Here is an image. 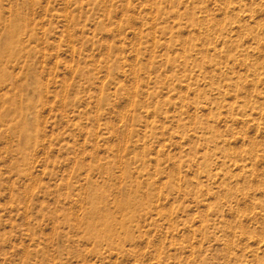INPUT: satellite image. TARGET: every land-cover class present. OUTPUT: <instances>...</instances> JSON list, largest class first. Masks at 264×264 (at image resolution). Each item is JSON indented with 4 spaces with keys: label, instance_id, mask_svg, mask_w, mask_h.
Segmentation results:
<instances>
[{
    "label": "rangeland",
    "instance_id": "1",
    "mask_svg": "<svg viewBox=\"0 0 264 264\" xmlns=\"http://www.w3.org/2000/svg\"><path fill=\"white\" fill-rule=\"evenodd\" d=\"M0 264H264V0H0Z\"/></svg>",
    "mask_w": 264,
    "mask_h": 264
}]
</instances>
